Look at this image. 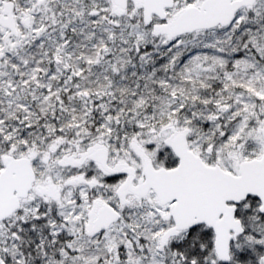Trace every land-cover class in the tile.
I'll use <instances>...</instances> for the list:
<instances>
[{
	"label": "snow or ice",
	"instance_id": "6c2138e0",
	"mask_svg": "<svg viewBox=\"0 0 264 264\" xmlns=\"http://www.w3.org/2000/svg\"><path fill=\"white\" fill-rule=\"evenodd\" d=\"M0 264H264V0H0Z\"/></svg>",
	"mask_w": 264,
	"mask_h": 264
}]
</instances>
